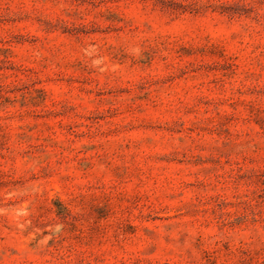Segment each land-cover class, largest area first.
I'll list each match as a JSON object with an SVG mask.
<instances>
[{"label": "rangeland", "instance_id": "374dc122", "mask_svg": "<svg viewBox=\"0 0 264 264\" xmlns=\"http://www.w3.org/2000/svg\"><path fill=\"white\" fill-rule=\"evenodd\" d=\"M0 264H264V0H0Z\"/></svg>", "mask_w": 264, "mask_h": 264}]
</instances>
